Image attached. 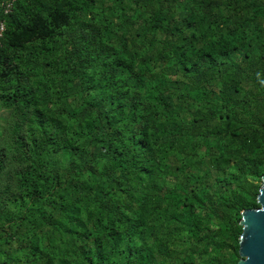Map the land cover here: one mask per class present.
Returning a JSON list of instances; mask_svg holds the SVG:
<instances>
[{
    "label": "trees",
    "instance_id": "1",
    "mask_svg": "<svg viewBox=\"0 0 264 264\" xmlns=\"http://www.w3.org/2000/svg\"><path fill=\"white\" fill-rule=\"evenodd\" d=\"M0 17V264H235L264 174V0Z\"/></svg>",
    "mask_w": 264,
    "mask_h": 264
},
{
    "label": "water",
    "instance_id": "2",
    "mask_svg": "<svg viewBox=\"0 0 264 264\" xmlns=\"http://www.w3.org/2000/svg\"><path fill=\"white\" fill-rule=\"evenodd\" d=\"M255 196L257 207L239 211L241 227L237 237V260L235 264H264V174Z\"/></svg>",
    "mask_w": 264,
    "mask_h": 264
},
{
    "label": "rangeland",
    "instance_id": "3",
    "mask_svg": "<svg viewBox=\"0 0 264 264\" xmlns=\"http://www.w3.org/2000/svg\"><path fill=\"white\" fill-rule=\"evenodd\" d=\"M261 13H263V12H261ZM8 126H9V115H8L6 109L0 105V139L6 138V136H4V134L6 132H8ZM247 181L249 182L248 185H250V184L255 182V179L247 178ZM258 184H260V181L258 182Z\"/></svg>",
    "mask_w": 264,
    "mask_h": 264
},
{
    "label": "built area",
    "instance_id": "4",
    "mask_svg": "<svg viewBox=\"0 0 264 264\" xmlns=\"http://www.w3.org/2000/svg\"><path fill=\"white\" fill-rule=\"evenodd\" d=\"M15 0H0V15H6L12 9ZM5 24L3 18L0 17V39L3 36Z\"/></svg>",
    "mask_w": 264,
    "mask_h": 264
}]
</instances>
